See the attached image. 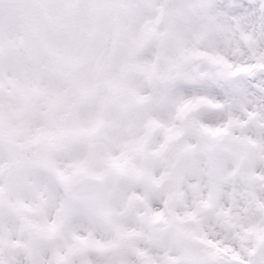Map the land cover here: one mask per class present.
Wrapping results in <instances>:
<instances>
[{
	"label": "snow or ice",
	"instance_id": "6c2138e0",
	"mask_svg": "<svg viewBox=\"0 0 264 264\" xmlns=\"http://www.w3.org/2000/svg\"><path fill=\"white\" fill-rule=\"evenodd\" d=\"M0 264H264V0H0Z\"/></svg>",
	"mask_w": 264,
	"mask_h": 264
}]
</instances>
